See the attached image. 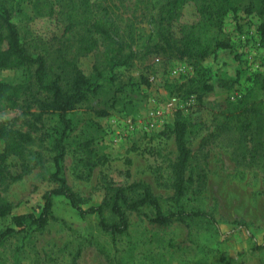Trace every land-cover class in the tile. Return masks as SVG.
I'll use <instances>...</instances> for the list:
<instances>
[{
	"label": "rangeland",
	"instance_id": "obj_1",
	"mask_svg": "<svg viewBox=\"0 0 264 264\" xmlns=\"http://www.w3.org/2000/svg\"><path fill=\"white\" fill-rule=\"evenodd\" d=\"M74 1L79 4L82 0ZM88 1L90 5L103 4L109 8L113 29L125 39L128 34L133 37L137 58L131 66L115 69L112 78L105 73L99 91L68 114L73 130L67 142L63 174L73 191L86 201L85 208L99 204L106 179L115 185L145 182L161 199L163 208L169 210L173 205L169 167L176 155L170 133L174 115L181 111L193 121L209 123L213 111L233 105L251 85L254 75L264 71L258 18L242 12L226 16L224 32L231 48L219 51L203 63L211 74L214 90L204 97L201 108H195V95H188L189 85L184 84L194 76L193 66L185 60L150 51L153 26L136 0ZM59 4L60 0L12 2L13 22L32 53L52 54L54 38L63 29L55 16L46 13L50 7L58 9ZM194 18V8L187 6L183 20L190 22ZM95 59L90 54L78 61L83 74L92 79H95ZM178 68L184 71L175 72ZM20 76V71L0 70L2 82L15 83ZM173 97L178 98L179 104L167 110L166 104ZM151 109H163L164 114L155 129L146 130ZM95 110H107L109 114L97 117ZM0 120L22 131L29 129L17 111L0 112ZM128 120L134 125L131 131L127 130ZM44 123L45 132L59 126L54 116L45 117ZM212 132L214 128L207 126L190 137L192 165L199 164L205 169L206 185L198 193L192 183L182 203L187 210L212 213L217 226L206 220L187 225L153 224L147 218L151 217V211L145 209L129 215L130 226L125 235L112 238L98 228L96 217L81 219L64 198L58 197L53 205L55 220L41 232L20 234L8 240L0 248V264H14L16 252L20 264H264V248H256L264 239V165H237L229 137L211 139L200 149L202 138ZM32 135L30 150L41 151L48 158L46 139L41 140V132ZM88 140L93 141L101 158L90 173L82 147ZM2 147L0 142V152ZM11 164V170L18 172L15 161ZM52 170L51 162L47 161L44 168L33 169L6 189L0 188V201L11 203L14 215L38 214L43 194L52 187L48 181ZM235 220L249 224V231L232 224ZM9 225V218H0V232Z\"/></svg>",
	"mask_w": 264,
	"mask_h": 264
},
{
	"label": "trees",
	"instance_id": "obj_2",
	"mask_svg": "<svg viewBox=\"0 0 264 264\" xmlns=\"http://www.w3.org/2000/svg\"><path fill=\"white\" fill-rule=\"evenodd\" d=\"M13 1L0 0V70L20 71L21 76L15 83L0 81V112H19V117L25 119L29 129L22 131L0 120V142L3 146L0 152V188L6 189L33 169L44 168L47 161L51 162L53 170L48 175L52 187L43 194L38 214L14 215L13 205L0 201V218L10 219V225L0 232V248L20 234L43 231L50 221L55 220L53 205L58 197L64 198L81 219L96 217L98 228L112 238L125 235L130 226L129 215L145 209L151 211V217L147 218L153 224L187 225L196 220H206L217 226L212 213L187 210L182 203L192 183L198 193L206 185L205 169L199 164L192 165L189 140L207 126H212L214 132L202 138L200 149L211 139L229 137V144L234 148L232 158L237 165L263 167L264 71L254 75L251 85L233 105L227 104L213 111L209 123L193 121L189 119L190 115L176 112L170 128L176 151L169 167L171 209L163 208L161 199L145 182L115 185L106 179L99 204L85 208L86 201L73 191L63 174L67 142L73 130L68 114L99 91L105 73H110L112 78L115 69L132 65L137 58L132 47L134 39L130 34L125 39L117 29H113L107 6L90 5L88 0L79 1V4L74 0H60L59 8L50 7L46 14L56 17L62 25V34L54 38L56 44L51 55L49 52L34 54L22 42L20 31L13 22ZM136 3L153 26L150 51L185 60L193 66L194 76L184 84L189 85L188 95H195V108H201L204 97L214 90L211 74L203 63L219 51L231 48L229 37L224 32L225 18L230 12H242L258 18L257 31L264 48V0H136ZM187 6L194 8L195 18L190 22L183 20ZM38 14L43 15L40 11ZM90 54L96 57L93 65L95 79L84 75L78 67L79 59ZM108 114L107 110H95L97 117ZM48 116L56 117L59 126L45 132L44 118ZM32 132H41V140L46 139L48 158L41 151L30 150L29 146L34 141ZM82 147L86 151L90 173L101 163V158L92 140L83 142ZM13 161L19 168L18 172L11 170ZM232 224L249 231V224L242 220H235ZM256 248H264V239ZM14 255V264H20L17 252Z\"/></svg>",
	"mask_w": 264,
	"mask_h": 264
},
{
	"label": "built area",
	"instance_id": "obj_3",
	"mask_svg": "<svg viewBox=\"0 0 264 264\" xmlns=\"http://www.w3.org/2000/svg\"><path fill=\"white\" fill-rule=\"evenodd\" d=\"M241 39L245 40V37H241ZM183 71H184L183 69L178 68L175 72L181 73ZM194 100H195V98H194ZM194 103H195V101H194ZM178 104H179L178 98L173 97V98L169 99V101L167 102L166 108H167V110H170V109H173L174 107H176ZM193 105H195V104H193ZM163 114H164L163 109H151L149 112L148 119L145 123V129L146 130L147 129H155L160 124L159 122L162 121ZM126 126H127V130L129 129L131 131L134 129V125L131 123V120L127 121Z\"/></svg>",
	"mask_w": 264,
	"mask_h": 264
}]
</instances>
